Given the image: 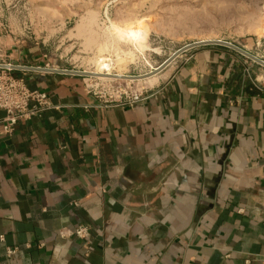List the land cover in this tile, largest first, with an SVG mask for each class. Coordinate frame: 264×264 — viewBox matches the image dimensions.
<instances>
[{
    "label": "crops",
    "instance_id": "obj_1",
    "mask_svg": "<svg viewBox=\"0 0 264 264\" xmlns=\"http://www.w3.org/2000/svg\"><path fill=\"white\" fill-rule=\"evenodd\" d=\"M3 56L73 71L31 36ZM258 65L201 47L143 101L109 107L85 77L15 69L58 109L0 124V264H264ZM78 226L87 243L60 236Z\"/></svg>",
    "mask_w": 264,
    "mask_h": 264
},
{
    "label": "rangeland",
    "instance_id": "obj_2",
    "mask_svg": "<svg viewBox=\"0 0 264 264\" xmlns=\"http://www.w3.org/2000/svg\"><path fill=\"white\" fill-rule=\"evenodd\" d=\"M28 36L74 72L107 76L148 75L180 49L205 41L235 45L264 61V0H0V63L10 39ZM196 49L143 80L85 78L89 87L131 98L156 89ZM257 67L256 83L264 88V67Z\"/></svg>",
    "mask_w": 264,
    "mask_h": 264
},
{
    "label": "built area",
    "instance_id": "obj_3",
    "mask_svg": "<svg viewBox=\"0 0 264 264\" xmlns=\"http://www.w3.org/2000/svg\"><path fill=\"white\" fill-rule=\"evenodd\" d=\"M3 65V64H1ZM7 67H0V111L5 113L4 119L0 122L7 135L16 131L20 122L29 121L48 111L58 109L51 101L49 95L40 90L31 89L26 81L15 76L14 69L10 64ZM107 94L95 85L89 87L90 94L98 100L102 107L133 105L143 101L146 93H140L133 97L123 95L120 91L110 93L111 87H103ZM62 238H77L83 243L90 239L91 231L87 226H78L73 230L63 229L60 231ZM3 240V237H1ZM17 249L8 248L7 255L12 256ZM246 260L244 264H249Z\"/></svg>",
    "mask_w": 264,
    "mask_h": 264
},
{
    "label": "water",
    "instance_id": "obj_4",
    "mask_svg": "<svg viewBox=\"0 0 264 264\" xmlns=\"http://www.w3.org/2000/svg\"><path fill=\"white\" fill-rule=\"evenodd\" d=\"M211 45H218V46H224V47L230 48V49L242 54L243 56L250 59L251 61H253V62L264 67V61L258 59L257 57L251 55L250 53L244 51L243 49H241L235 45H232V44H229L226 42H221V41H205V42L194 43V44L188 45V46L180 49L174 55H172L169 59H167L157 70H155L154 72H152L148 75L139 76V77H122V76H112V77L117 78V79H125V80H143V79L152 77V76L157 75L158 73L162 72L164 69H166V67H168L173 61H175L184 52H187L189 50H193L196 48L211 46ZM0 67H7V66L0 64ZM12 68L14 70L15 69H21V70H27V71H46V72H55V73H62V74H73V75H78L81 77H101L102 76V75L93 74V73L73 72V71H65V70H46V69H40V68H24V67H16V66H12ZM102 77H104V76H102Z\"/></svg>",
    "mask_w": 264,
    "mask_h": 264
},
{
    "label": "bare ground",
    "instance_id": "obj_5",
    "mask_svg": "<svg viewBox=\"0 0 264 264\" xmlns=\"http://www.w3.org/2000/svg\"><path fill=\"white\" fill-rule=\"evenodd\" d=\"M104 63H105V62H104ZM101 69H103V70H107V71H108V70H109V66H108L106 63H105V64H102V65H101ZM98 75H99V74H98ZM107 75H109V74H104V75H102V76H104V77H102V76H101V77L104 78V79H105V78H106V79H107V78H108V79H109V78H113L112 76H107ZM113 79H114V78H113Z\"/></svg>",
    "mask_w": 264,
    "mask_h": 264
}]
</instances>
